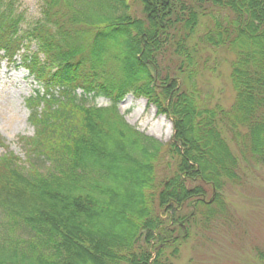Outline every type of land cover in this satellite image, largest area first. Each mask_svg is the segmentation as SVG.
Instances as JSON below:
<instances>
[{
    "label": "trees",
    "instance_id": "16d2710c",
    "mask_svg": "<svg viewBox=\"0 0 264 264\" xmlns=\"http://www.w3.org/2000/svg\"><path fill=\"white\" fill-rule=\"evenodd\" d=\"M19 1L0 0V52L20 54L42 91L19 138L28 167L0 156V264H174L196 228L229 221L226 192L264 169V0H42L36 51ZM217 50L234 57L227 109L200 82ZM130 92L172 119V142L125 121ZM98 97L109 104L86 103ZM113 140L116 156L102 148Z\"/></svg>",
    "mask_w": 264,
    "mask_h": 264
},
{
    "label": "rangeland",
    "instance_id": "374dc122",
    "mask_svg": "<svg viewBox=\"0 0 264 264\" xmlns=\"http://www.w3.org/2000/svg\"><path fill=\"white\" fill-rule=\"evenodd\" d=\"M41 1L20 0L13 13L19 19V34L24 36L23 40L30 45L31 51H36L39 46L35 28L42 20ZM138 8V4L135 3L131 11ZM92 10L91 15L95 14L93 20H96L101 13L97 11L96 6H93ZM138 14V17L142 18L141 14ZM80 34H83V38L87 37V31ZM22 52L21 50L20 53ZM3 53L0 52V156L12 151L21 158L23 165L28 167L25 150L19 138L31 137L34 134L27 100L34 96L36 91H42V88L21 65L20 54L16 56L15 62H10L2 56ZM214 55L217 61L216 70L205 72L200 82L212 95L213 102H219L227 109L235 100V90L230 77V64L234 57L224 50H217ZM115 67V63L109 62L106 69L111 71L115 70ZM123 69H120L122 73ZM78 94H81V91H78ZM86 103L106 106L109 101L98 97L89 98ZM118 109L125 121L140 133L163 144L172 142L174 135L172 119L158 113L156 107L145 97H138L130 92L119 103ZM119 147L118 141L115 140L102 144L103 149L113 152L115 156L119 154L114 153L120 149ZM120 166H124L123 162ZM163 174L160 172V177ZM117 185L119 190L124 188L121 184ZM231 189L226 192L232 211L229 221L215 222L206 232L196 228V235L181 247L180 256L174 264H260L255 259L254 251L256 247L264 248V169L253 167L248 170L245 184L237 189ZM147 200H150L148 195ZM3 218V215H0V221L4 220ZM105 220L104 218L100 220L101 227Z\"/></svg>",
    "mask_w": 264,
    "mask_h": 264
},
{
    "label": "bare ground",
    "instance_id": "6f19581e",
    "mask_svg": "<svg viewBox=\"0 0 264 264\" xmlns=\"http://www.w3.org/2000/svg\"><path fill=\"white\" fill-rule=\"evenodd\" d=\"M153 134H155L153 131H151Z\"/></svg>",
    "mask_w": 264,
    "mask_h": 264
}]
</instances>
